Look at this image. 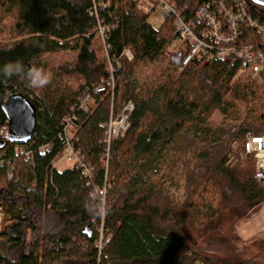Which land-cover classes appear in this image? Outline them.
<instances>
[{
	"label": "trees",
	"instance_id": "16d2710c",
	"mask_svg": "<svg viewBox=\"0 0 264 264\" xmlns=\"http://www.w3.org/2000/svg\"><path fill=\"white\" fill-rule=\"evenodd\" d=\"M216 1L170 3L189 22ZM244 1L264 26V8ZM107 4L98 9L110 28L103 41L91 0H0V67L22 58L26 68L53 73L40 89L0 76V264H264L259 241L232 248L250 206L264 205L255 158L227 165L234 145L243 151L247 136H264V83L239 75L236 59L197 56L183 67L188 47L170 52L172 18L153 34L156 8L146 14L132 0ZM256 41L244 29L241 43ZM107 57L121 64L113 95L97 93L110 78ZM126 84L135 111L126 134L112 141L106 172L104 126L121 112ZM15 94L37 110L25 145L35 153L30 160L2 134V105ZM85 96L93 108L79 111ZM68 115L76 117L74 147L90 177L78 166L53 170ZM47 145L53 150L38 154ZM106 175L103 203L96 191Z\"/></svg>",
	"mask_w": 264,
	"mask_h": 264
},
{
	"label": "built area",
	"instance_id": "2783aa9c",
	"mask_svg": "<svg viewBox=\"0 0 264 264\" xmlns=\"http://www.w3.org/2000/svg\"><path fill=\"white\" fill-rule=\"evenodd\" d=\"M132 1L136 2L139 8L146 14L151 13L154 10V4H156V9L158 6L162 7L165 13V21L171 16L174 17L177 39L170 46V52L176 53L183 46L188 47L189 53L183 61V67H186L193 58L197 56H215L220 62L228 59H237L243 64L240 70L242 74L248 77L252 82L258 84L264 83V27L259 26L258 23L253 20L244 0H219L206 4L190 22H186L185 19L180 16L174 6L171 5L170 0ZM93 3V13L96 18H98V9L106 8L108 5L107 0H93ZM243 27H250L258 32L259 44L262 47L261 51L258 50L255 44L237 45V42L242 36ZM109 30V27H103L99 23V37L103 41H105V37ZM124 56L129 62L133 60V56L129 51H126ZM107 58L112 73L111 83L109 84L110 89L106 91V88H99L97 93H111L113 95L115 92L114 75L121 68V64L116 58L113 60H110L109 57ZM93 102L94 100L91 96H85L78 110L89 111L93 108ZM120 107L121 112L119 111L120 113L117 116L111 114L109 122L104 126L107 130L105 141L107 145V154L102 158V164L106 172L109 168L112 141L126 134L131 126L130 118L135 111L134 103L128 101L126 98L121 101ZM75 122L76 117L74 115L65 116L62 121V130L59 134L62 151L54 161L55 163L59 160L57 164L53 163V170H57L58 163H65L72 167H80L83 173L90 177L91 170L86 167L81 155L74 147L77 131L74 125ZM2 134L4 139L10 142L8 128L3 130ZM17 146L16 151L20 153L25 160H30L35 155L27 146ZM52 150L53 147L47 145L40 148L38 154L44 155ZM240 150L241 148L239 145H234L228 157L227 165L233 168L248 156H253L256 163L255 178L264 185V136H247L245 150ZM109 188H111V186L107 178V185L104 189L96 191L103 203L105 202L106 193ZM1 222L2 215H0V230ZM99 245L100 247L102 246V239Z\"/></svg>",
	"mask_w": 264,
	"mask_h": 264
},
{
	"label": "water",
	"instance_id": "95a60500",
	"mask_svg": "<svg viewBox=\"0 0 264 264\" xmlns=\"http://www.w3.org/2000/svg\"><path fill=\"white\" fill-rule=\"evenodd\" d=\"M264 8V0H251ZM2 110L8 120V136L15 145L29 144L37 127V110L32 102L21 94L11 96Z\"/></svg>",
	"mask_w": 264,
	"mask_h": 264
},
{
	"label": "rangeland",
	"instance_id": "374dc122",
	"mask_svg": "<svg viewBox=\"0 0 264 264\" xmlns=\"http://www.w3.org/2000/svg\"><path fill=\"white\" fill-rule=\"evenodd\" d=\"M165 21V13L161 6H158L156 11L150 18L149 25L153 30V34ZM130 85L126 84L122 87L121 95L123 99L129 97ZM122 100V99H121ZM57 160L54 164H57ZM71 165L58 163L57 170L65 171L71 169ZM235 234L238 237V242L233 245V250L238 252L244 245L252 240H257L264 244V205H251L247 217L235 229ZM264 248V245L263 247Z\"/></svg>",
	"mask_w": 264,
	"mask_h": 264
},
{
	"label": "clouds",
	"instance_id": "9594fccd",
	"mask_svg": "<svg viewBox=\"0 0 264 264\" xmlns=\"http://www.w3.org/2000/svg\"><path fill=\"white\" fill-rule=\"evenodd\" d=\"M0 76L5 79L19 77L27 81L29 87L36 89L48 86L53 79V73L44 67L32 65L26 68L22 58L9 61L0 67Z\"/></svg>",
	"mask_w": 264,
	"mask_h": 264
},
{
	"label": "bare ground",
	"instance_id": "6f19581e",
	"mask_svg": "<svg viewBox=\"0 0 264 264\" xmlns=\"http://www.w3.org/2000/svg\"><path fill=\"white\" fill-rule=\"evenodd\" d=\"M92 1V3H93V0H91ZM93 5H94V3H93ZM154 9L156 8V4H154ZM175 8V7H174ZM176 9V8H175ZM202 9V8H201ZM200 9V10H201ZM248 9V8H247ZM177 10V9H176ZM199 10V11H200ZM198 11V12H199ZM178 12V11H177ZM197 12V13H198ZM248 12H249V9H248ZM179 13V12H178ZM196 13V14H197ZM196 14H195V16H196ZM249 14L251 15V13L249 12ZM195 16H194V18H195ZM251 17L253 18V20L255 21V22H257L258 23V21H256L255 19H254V17L251 15ZM170 18H172L173 20H174V26H175V19H174V17L173 16H171V17H169L168 19H170ZM193 18V19H194ZM97 19V21H98V31H99V14H98V18H96ZM167 19V20H168ZM192 19V20H193ZM191 20V21H192ZM186 21V20H185ZM187 22V21H186ZM190 22V21H189ZM101 24V23H100ZM258 25L259 26H261V27H264V26H262V25H260L259 23H258ZM103 27H105V26H103ZM244 29H250L251 31H253L256 35H257V41L256 42H252V43H250V44H242L241 42H242V38H243V36H244ZM242 30H243V33H242V36H241V38L239 39V41L237 42V45H251V44H255L256 46H257V48H258V50H262V47H261V45L259 44V38H258V32L257 31H255V30H253V29H251L250 27H243L242 28ZM99 33V32H98ZM174 37H175V39H174V41H173V43L176 41V39H177V36H176V27H175V33H174ZM184 47H187V46H183L182 48H184ZM181 48V49H182ZM113 59H115V57H112ZM112 59V60H113ZM111 60V59H110ZM237 60V59H236ZM108 70H109V74H110V78H109V80L108 81H106V84L104 85V86H102V87H100V88H106V91H109V84L111 83V78H112V73H111V70H110V66H109V62H108ZM239 75H243L241 72H239ZM0 215H2V212L0 211ZM2 219H3V215H2Z\"/></svg>",
	"mask_w": 264,
	"mask_h": 264
}]
</instances>
